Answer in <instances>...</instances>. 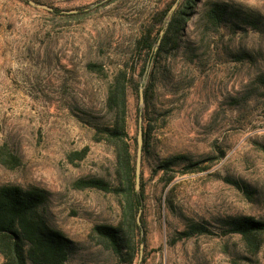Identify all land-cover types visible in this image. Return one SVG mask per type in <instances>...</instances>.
<instances>
[{
    "label": "rangeland",
    "instance_id": "obj_1",
    "mask_svg": "<svg viewBox=\"0 0 264 264\" xmlns=\"http://www.w3.org/2000/svg\"><path fill=\"white\" fill-rule=\"evenodd\" d=\"M40 1L59 10L0 0V157L5 149L19 160L12 169L0 158V187L48 193L46 218L76 246L68 264H120L90 237L94 226L118 222L120 198L77 184L112 182L114 148L98 142L96 130L111 118L110 86L136 61L160 0ZM212 1L220 0H200L179 46L142 80L152 127L142 159L145 264H264V235L253 251L225 233L236 217L264 221V33L207 25L202 14ZM226 1L264 17V0ZM129 101V132L137 138L132 90ZM180 156L208 169L168 185L173 173L158 167ZM191 222L210 233L173 243Z\"/></svg>",
    "mask_w": 264,
    "mask_h": 264
},
{
    "label": "trees",
    "instance_id": "obj_2",
    "mask_svg": "<svg viewBox=\"0 0 264 264\" xmlns=\"http://www.w3.org/2000/svg\"><path fill=\"white\" fill-rule=\"evenodd\" d=\"M31 5L30 1L43 4L40 0H19ZM114 0H101L107 5ZM45 5V4H44ZM48 6V5H47ZM200 0H160L149 23L145 26L136 44V61L129 70L118 75L111 84L107 96V108L111 114L108 123L98 126L95 138L114 148L115 167L112 182L102 178H91L78 182L80 189H94L112 193L120 198L121 215L116 224L96 225L90 237L107 248L120 264H134L140 260L141 245L144 244L143 260L147 261V218L146 182L141 170V189H136V161L138 143L129 132V94L137 96V126L140 118L144 130L143 158L149 148L152 127L150 126L149 86L144 85L146 108L140 104V86L146 76H151L154 64L169 48H177L184 36L185 28L191 23ZM53 10H59L49 6ZM199 10V9H198ZM202 18L207 25L220 28L229 25L237 29L264 33V17L251 8L226 0L212 1L205 8ZM140 65V66H139ZM138 136V134H137ZM2 162L15 168L19 160L5 149L1 150ZM203 161H191L186 157H174L161 162L157 171L166 176L169 185L179 176L205 171ZM143 165V162H142ZM175 168H181L176 170ZM181 174V175H179ZM48 193L39 188H23L17 185L0 187V255L2 264H68L76 250L72 241L46 218ZM169 207H170V203ZM140 219V223H139ZM225 233L240 235L253 251L260 246L264 235V221L253 217H236L225 222ZM227 229V230H226ZM210 231L201 223L191 222L178 232L173 243L204 235ZM139 264V263H138Z\"/></svg>",
    "mask_w": 264,
    "mask_h": 264
},
{
    "label": "water",
    "instance_id": "obj_3",
    "mask_svg": "<svg viewBox=\"0 0 264 264\" xmlns=\"http://www.w3.org/2000/svg\"><path fill=\"white\" fill-rule=\"evenodd\" d=\"M31 5L37 6L39 8L53 10V8L44 5V4H37L34 1H30ZM140 103L144 104L145 102V96H144V84L140 86ZM137 143H138V150H137V161H136V189L139 191L141 189V170H142V158H143V146H144V130L142 125V118H140V125L138 129V136H137ZM140 223V219H139ZM143 254H144V244L141 245V255L139 264L143 260Z\"/></svg>",
    "mask_w": 264,
    "mask_h": 264
}]
</instances>
